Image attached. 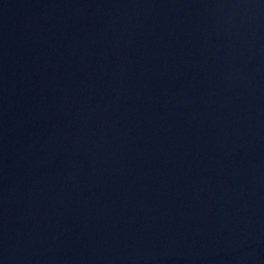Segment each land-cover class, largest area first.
<instances>
[{"label":"water","instance_id":"water-1","mask_svg":"<svg viewBox=\"0 0 264 264\" xmlns=\"http://www.w3.org/2000/svg\"><path fill=\"white\" fill-rule=\"evenodd\" d=\"M0 264H264V0H0Z\"/></svg>","mask_w":264,"mask_h":264}]
</instances>
